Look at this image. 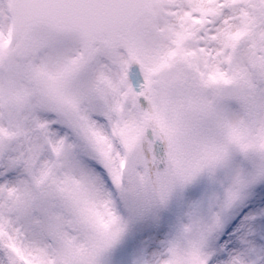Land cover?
Here are the masks:
<instances>
[{
  "label": "snow or ice",
  "instance_id": "6c2138e0",
  "mask_svg": "<svg viewBox=\"0 0 264 264\" xmlns=\"http://www.w3.org/2000/svg\"><path fill=\"white\" fill-rule=\"evenodd\" d=\"M0 264H264V0H0Z\"/></svg>",
  "mask_w": 264,
  "mask_h": 264
}]
</instances>
